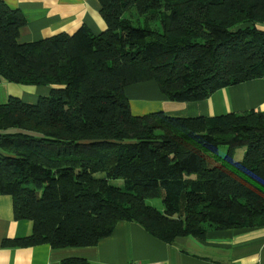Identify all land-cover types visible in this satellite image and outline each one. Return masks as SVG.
<instances>
[{
  "label": "trees",
  "instance_id": "16d2710c",
  "mask_svg": "<svg viewBox=\"0 0 264 264\" xmlns=\"http://www.w3.org/2000/svg\"><path fill=\"white\" fill-rule=\"evenodd\" d=\"M99 1L102 33L82 25L20 43L27 20L0 0V82L52 87L35 104L0 103V195L33 222L5 245L94 246L121 221L167 243L264 227V112L136 116L126 94L153 80L195 102L263 77L264 0Z\"/></svg>",
  "mask_w": 264,
  "mask_h": 264
},
{
  "label": "crops",
  "instance_id": "0c3cea01",
  "mask_svg": "<svg viewBox=\"0 0 264 264\" xmlns=\"http://www.w3.org/2000/svg\"><path fill=\"white\" fill-rule=\"evenodd\" d=\"M3 1L11 9L21 11L27 20L20 30V43L39 41L60 32L73 34L82 25L97 35L106 30L99 0ZM0 86L4 88L0 103L13 96L35 104L52 91L51 86H24L5 80ZM126 94L136 116L164 112L181 118H212L232 112H264V76L219 89L195 102L169 100L153 80L128 86ZM32 230V221L15 218L13 198L0 195V264H59L69 258H81L91 264H264V227L211 230L204 237L188 236L167 243L137 222L121 221L111 236L94 246L5 245L6 240L30 236Z\"/></svg>",
  "mask_w": 264,
  "mask_h": 264
},
{
  "label": "rangeland",
  "instance_id": "374dc122",
  "mask_svg": "<svg viewBox=\"0 0 264 264\" xmlns=\"http://www.w3.org/2000/svg\"><path fill=\"white\" fill-rule=\"evenodd\" d=\"M3 94H4V88L2 86H0V102L3 100ZM247 151V148H238L236 151H235V155H234V158L236 160H241L243 159L244 157V154L245 152ZM227 152V148L226 147H221L220 148V154L224 155L226 154ZM98 177H101V176H104L103 173H99L97 175ZM112 184H115V185H123V180H112L111 181ZM148 204L156 207L157 209L159 210H163L164 208V205H163V200L162 198H151V199H148Z\"/></svg>",
  "mask_w": 264,
  "mask_h": 264
},
{
  "label": "built area",
  "instance_id": "2783aa9c",
  "mask_svg": "<svg viewBox=\"0 0 264 264\" xmlns=\"http://www.w3.org/2000/svg\"><path fill=\"white\" fill-rule=\"evenodd\" d=\"M131 264H142V263H139V262H134V263H131Z\"/></svg>",
  "mask_w": 264,
  "mask_h": 264
}]
</instances>
